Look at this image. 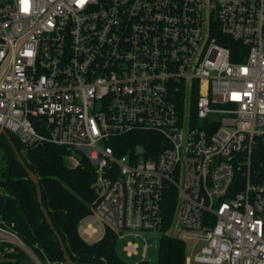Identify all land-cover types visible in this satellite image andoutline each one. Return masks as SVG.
<instances>
[{
  "label": "built area",
  "instance_id": "1",
  "mask_svg": "<svg viewBox=\"0 0 264 264\" xmlns=\"http://www.w3.org/2000/svg\"><path fill=\"white\" fill-rule=\"evenodd\" d=\"M0 128L86 158L84 233L136 264L173 199L187 263L264 264V0H0ZM17 249L41 264L0 215Z\"/></svg>",
  "mask_w": 264,
  "mask_h": 264
},
{
  "label": "trees",
  "instance_id": "2",
  "mask_svg": "<svg viewBox=\"0 0 264 264\" xmlns=\"http://www.w3.org/2000/svg\"><path fill=\"white\" fill-rule=\"evenodd\" d=\"M27 166L38 176L43 202L56 230L61 235L67 251L75 264H126L116 251L117 238L107 232L104 238L92 244L79 233L81 221L90 213L97 198L94 185L97 176L93 166L81 157L76 167L69 165L71 153L66 149L45 144L23 154V145L10 134ZM141 133L142 145L149 150L150 144ZM125 153V151H123ZM0 188L7 193L0 196V215L15 223V230L24 244L34 253L41 264H67L61 245L41 211L34 182L3 135H0ZM258 155V154H257ZM256 155L254 165L260 166ZM176 201L165 206L163 236L159 244L158 264H187V244L169 235L172 228ZM3 264H35L26 253H8ZM139 264H148L142 262Z\"/></svg>",
  "mask_w": 264,
  "mask_h": 264
},
{
  "label": "rangeland",
  "instance_id": "3",
  "mask_svg": "<svg viewBox=\"0 0 264 264\" xmlns=\"http://www.w3.org/2000/svg\"><path fill=\"white\" fill-rule=\"evenodd\" d=\"M89 222H84L81 223L79 225V233L81 235V237L88 242L89 244H92L96 241L100 240V235H101V229L99 226H96L98 229V234L95 237H88L85 235L84 233V228L87 226ZM169 235L172 236H176L179 237L183 240H185L186 244H187V258L191 257V254L195 253V250L192 249V243L190 242L189 239H186L185 237H183V234L179 231H177L175 228H171L168 232ZM163 236V232L162 231H156V232H146V233H142V237L138 239V244L141 248L144 247V245H148V257L146 259L148 264H158V252H159V244H160V240ZM19 253H24L22 250L17 249ZM116 251L118 256L123 260V262H125L126 264H136L138 262L141 261V255L135 257V258H130L127 255L124 254L123 251V244L121 241H117L116 244ZM29 261L32 262V259L28 256ZM187 264H195L192 261L188 262Z\"/></svg>",
  "mask_w": 264,
  "mask_h": 264
},
{
  "label": "water",
  "instance_id": "4",
  "mask_svg": "<svg viewBox=\"0 0 264 264\" xmlns=\"http://www.w3.org/2000/svg\"><path fill=\"white\" fill-rule=\"evenodd\" d=\"M0 131H1V134L7 140V142L9 143V145L11 146V148L13 149L18 162L24 167V169L26 170L30 179L34 182V184L36 186V190H37V197H38V201L40 204L41 211L43 212L48 225L51 227L52 231L55 233V235H56V237H57V239L61 245V249H62V252L64 254V258L66 260V263L67 264H75L73 262L71 256L69 255L68 251H67L66 245H65L61 235L59 234V232L56 230L55 226L53 225V222L49 216V213L44 206L42 188H41V184H40V180H39L38 176L27 166V163L25 162L23 155L17 149V147H16L15 143L13 142L10 134L6 130H3L1 128H0ZM214 131H215V129H212L211 132L209 133V135H212V133Z\"/></svg>",
  "mask_w": 264,
  "mask_h": 264
}]
</instances>
